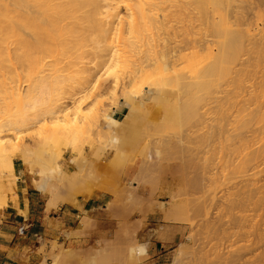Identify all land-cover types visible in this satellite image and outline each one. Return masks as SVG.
I'll list each match as a JSON object with an SVG mask.
<instances>
[{
    "label": "bare ground",
    "instance_id": "1",
    "mask_svg": "<svg viewBox=\"0 0 264 264\" xmlns=\"http://www.w3.org/2000/svg\"><path fill=\"white\" fill-rule=\"evenodd\" d=\"M226 1L228 3L230 0H218L214 5L215 11H221L217 22L212 19L210 23L201 24V5L212 3L213 0H0V207L5 206V186L10 185L11 179H17L12 173L13 158H17L29 175L33 176L31 181L34 188L46 189V182L48 180L50 183L51 177L58 180L56 186L60 187L61 179L65 177L60 178L65 173L62 168L64 153L68 152L66 162L73 164L75 158H78L77 154L82 155L84 151L83 142L78 148L76 145L87 137L91 127L101 128L104 135L119 127L120 130L116 128L119 133L115 130L116 137L126 126L129 131L130 128L134 129L133 124H136L140 115L136 116V112L142 111V106L138 109L140 103L135 92L144 91L147 92V98L150 96L148 101L154 100V103L165 110L159 109L166 112L170 111L171 106L172 114L176 115V112L183 116V120L189 119L192 127L202 121L204 124L206 114L210 119L202 134L196 135L189 127L182 134L190 139L194 132L192 143L195 151L202 152V155L208 154L205 158L203 156L201 168V159L198 160L201 174H207L209 181L207 189L203 186L207 192L204 193L205 201L200 202V205L207 202L206 206L213 205L222 211L215 221L202 226L206 230L200 238L203 242L205 239L208 242L212 239L218 241L215 243L216 247L209 249L216 257L211 264H261L264 259V222H258L256 218L254 221V215L249 218L242 213L245 210H254V213L264 207V11L259 9L260 5L264 7V0H259L257 6L250 0H245V9L231 14L226 7H222ZM259 23H262V27L255 28L257 31L253 32V26L259 27ZM187 49H197L202 57L195 60L181 54ZM102 68L111 70L114 92L117 86L121 89L118 104L115 102L117 106L114 104L113 107L112 103L109 104L112 109L105 112L110 106L105 108L104 105L101 108L102 101L92 96L91 108L81 112V102L88 97L92 99L90 96L97 94L94 91L100 89L101 80L100 84L97 80L101 74L98 69ZM21 83L27 86L24 92L21 90ZM103 83L104 81L102 87ZM131 85H135L133 88L136 89H131ZM170 86L174 87L175 94L169 90ZM173 95L184 100L176 106H168ZM115 96L117 98L118 95ZM65 101L70 102L71 107H64L62 103ZM143 102L144 105L147 104V101L146 104L144 100ZM203 104H207V113V108L201 109ZM120 106H124L126 111L121 118L115 119L111 112ZM103 108L106 109L104 112L101 111ZM38 116L46 120L45 124L42 121L44 137L39 138L43 139L42 143L31 146L18 144L22 128L36 123L37 118L41 121ZM164 117L167 120L171 118L168 114ZM139 120L141 121V116ZM150 122H147L148 128L152 125ZM153 122L156 125L157 121ZM141 124L143 126L144 123ZM33 125L36 127L38 124ZM201 125L199 129H205V124ZM163 126L166 127L165 124ZM170 127L167 130L174 132V127ZM127 128L121 136L127 133ZM159 129L158 126L156 130ZM181 130L182 127L179 131ZM144 131L146 129L143 130L146 134L149 132ZM98 133L101 134L100 130ZM4 135H11L12 138L5 139ZM95 135L96 133L93 134ZM98 135L96 136L99 137ZM114 135L110 138L112 141L116 139ZM128 136L130 140L137 137ZM139 139L141 137L138 136L136 140ZM188 139L185 140L189 142ZM176 140L179 142V137ZM172 142V147L175 148L174 145L177 144L173 140ZM112 143L118 146V142ZM47 145L51 148L45 151ZM177 147L178 145L176 152ZM187 148L191 153L195 152L191 151L194 148ZM188 150L184 152L187 153ZM168 152L171 153V149ZM41 153L44 154L43 158H40ZM36 155L42 159L40 164ZM198 157L194 156L195 161ZM36 163L39 165L36 166ZM74 165L78 169L80 162ZM225 171L226 175L223 173ZM72 174L74 175L73 172ZM82 176L79 177L81 180ZM81 180L79 182L82 183ZM227 180L235 182L231 181L233 183L230 182L228 191L216 201L215 190ZM77 184L79 183L72 182L74 189L79 187ZM91 192L93 191L86 190L82 195L92 196ZM202 206L200 207L204 209ZM50 207L52 200L47 199L46 208ZM233 211H239L240 214ZM249 235L250 239L247 240ZM236 241L246 243L234 248L235 250L231 249L226 257L221 251L218 252L219 246L226 242L232 246ZM205 245L200 246L201 253H198H203ZM259 247H262V251L256 260H252L254 263L244 259L255 249L259 250ZM212 254L207 251V256L203 258Z\"/></svg>",
    "mask_w": 264,
    "mask_h": 264
},
{
    "label": "rangeland",
    "instance_id": "2",
    "mask_svg": "<svg viewBox=\"0 0 264 264\" xmlns=\"http://www.w3.org/2000/svg\"><path fill=\"white\" fill-rule=\"evenodd\" d=\"M222 1H225V0H222ZM243 1H245V0H230L228 3L226 1L222 4V7H224V8L226 7V10L229 11L228 13H230V14H231V12H235L237 10L242 11L243 9H245V3ZM250 1L253 2L255 4V6H257L259 3V0H250ZM217 2H218V0H213L212 3L206 4V5H201L202 15L199 18L201 24L210 23L212 21V19H214L215 22L218 21L219 14L221 11H215V9H214V5L217 4ZM259 9H260V11L261 10L264 11V7L262 5L259 6ZM258 25H259V27L253 26V32L254 31L256 32L257 29L262 27V23H259ZM222 27H225V25H223ZM255 28H257V29H255ZM181 54L188 55L192 59H195V60L200 59L202 57L201 53L198 52L197 49H187V50L181 52ZM98 71L101 74V76L99 78H98V76H99ZM98 71L96 73V77L98 78L97 82H98V84H100V82H101V84L99 85L100 89L95 90L94 93H97L99 95L93 94L90 96L92 99H90L89 97H88L89 99L88 98L84 99L81 102L82 105L81 104L79 105L81 112H85L89 108H91V106L93 104V97L92 96H95L94 98L99 99L100 102L102 101V104H101L102 106L100 105L101 108L105 107V106H106L105 108H108L111 105V103H112V107H113L115 102H116V104H118V97L120 96L119 94H120L121 89L119 86H117L116 87L117 90H116V92H114L115 89H113V88H115V86H113L111 84V82H112V76H110V75H112V73L110 72L111 70H109V69L104 70V68H102V69H98ZM103 73H105V74H103ZM103 81H104V83H103V87H102L101 85H102ZM23 85L21 83V90L23 89L22 92H24L26 89L25 87H27L26 85H24V86ZM106 85H108L109 87L107 86L108 87L107 88ZM134 86L135 85H133V86L131 85V89L135 90L136 88H133ZM104 87H106L107 89ZM118 87H119V89H118ZM103 88H104V90H103ZM169 88H171V89H169L171 91V93L173 92V94H175L174 87L172 88L170 86ZM138 92H139V90H138ZM138 92H135V93H137L136 99L140 103V105L138 106V109H140V107L142 106L141 107L142 111L139 113L140 110H137L138 112H136V113H138V114H136V113L135 114H136V116H138L140 114L139 117L141 116L142 122L139 120V117H138V120H136L137 117H135V115H134V119L137 122L140 121V123L138 124L136 122V124H133L134 123L133 122L131 124H133L135 127L139 126V128L137 129V127H136L137 130L135 129V127H134V129L132 128L134 130V132H132V129L130 128V131H129V128H127L128 126H126V128L128 129L127 130L128 134L124 133L123 134L124 138H123V135L121 136V134L123 131L126 130V128H124L125 130H123V128H122L121 134L120 135L118 134L119 136L116 137L115 135H117V133L115 134V132L117 131L119 133L120 131H118V130L121 129L119 127H115L113 132H108V133L105 132L107 135L106 134L104 135V132H103L104 130H102L101 128H98L100 130V133H101V134H99L98 133L99 130L97 128L91 127V130L89 131V134L91 136L88 134L86 137L87 139L84 138L85 141L79 140L81 142L80 143L78 142V144H77L78 139L75 140L76 141L75 143L77 144L76 145L77 148L80 147L82 142H83L82 145L84 147V151L82 152V155L77 154L78 156H76V157H78V158L77 159L75 158V162H74V163L80 162V166H77L79 168L77 169L76 166L74 165V163L68 164L66 162V159L68 157V152H65L64 153L65 160L63 161L64 163L62 164V168L64 169L65 173H68V174L64 173L60 177V178H62L65 175V177L61 179L63 181V184L61 181L60 184L58 183L60 185V187H57L58 186L57 185L58 180L55 177H53V178L51 177V178H49V180L51 179L50 183L48 182V180H47L48 183L46 182V189L40 190L41 193L45 197H47V199L52 200V206L53 207H55L59 203L75 204L78 198L86 199V198L99 196V197H102V199H103V206L102 207L97 208V209L94 208L92 210H89L87 213L83 212L81 214V216H79L76 219L75 224H73V227H77V229L68 233V235H67L68 237H73L74 238L73 240H71V239L61 240V241L52 240V241L48 242L49 247H48L47 254L50 257L51 264H211V262L216 258L215 254L214 253L212 254L209 249L211 247H216L217 244L215 245V243H217L218 241L216 242V241H214V239H212V241L210 240L208 242V240L205 239L204 240L205 242H203V240L200 238L203 236V232L206 231L205 227H204V229H202L203 224L205 225V223H207L209 221H215V219H217L220 212H222V211H220V209H217V207L215 208L213 205L210 207L206 206L207 202L203 203V204H205L204 206H202L203 205L202 203L200 205V202H203V200L205 201V196H206L205 191L206 190H204V189L205 188L207 189V187H208L207 185H209V181H208V175L207 174H205V173L201 174L202 170L199 169L200 163L198 160L201 159V161H200L201 162L200 168H201L203 156L205 158L206 156H208V154L206 153L207 154L206 155L205 153H203V155H202L201 154L202 152L198 153L197 151H195L196 149L193 147L194 143H192V137L196 133H197L196 135H199L200 133L202 134L203 131L206 130V123H208L210 121V119H209L208 115L206 114L204 116V119L207 118V120L205 119V121H204L205 125L203 124V121L200 122V124H195V125H197L196 126L197 130H196L195 125L193 127L190 126V125H192V122L188 121L189 119L183 120V116H181V114L178 115L176 112H175V114L177 116L172 114L173 112L171 111L172 110L171 106H170L171 113H170V111L169 112L162 111L165 109H163V107L161 105H158L156 102L154 103V100H152L153 102L148 101L150 96H149V98H147V92H144V91H142V92L140 91L139 93ZM176 92L179 93L178 91H176ZM115 94L118 95L117 98H116ZM112 95L115 98V100H113L114 98L112 97ZM96 96H98V98H96ZM176 98L177 97L176 96L174 97V95H173V98H171L169 100L170 102H168V106L169 105L176 106L177 104H179V102H182L184 100V99L181 100V98H179V99L178 98L176 99ZM111 99H112V102H111ZM88 100H90V101H88ZM143 100L145 101V104L147 101L146 105L143 104L144 103ZM63 103H62V105L64 107L65 106L71 107L70 102L65 101V103L64 104ZM151 103L153 105H151ZM116 104H115V106H117ZM154 104H155V106H154ZM145 106H147L148 109L145 108ZM150 106H152V107L150 108ZM203 106L201 108L202 110L207 108V104L206 105L203 104ZM110 107L108 108L109 110L108 109L106 110L105 108H103V109H101V111L103 110V112H104L106 110L105 112H110L112 109V107L111 108ZM159 108L162 110H160ZM125 109L126 108H124L123 113L126 111ZM146 109L149 110L148 113L146 112ZM208 110H209L208 108L205 109V112L207 113ZM143 111H144V114H142ZM165 112L168 114V117H171L172 119L168 118V120H169L168 121L167 118L164 117L165 115H167V114H165ZM163 113H164V116H163ZM121 116H120V118H121ZM153 116H155V117H153ZM159 116L161 118L160 120H159ZM38 117L41 119V121H39L38 118L35 121L38 124V125H36L37 128L35 127V125H33L36 123L29 124L27 126H24L26 128H22V130H21L22 135H19L20 137L18 138L20 140V142L17 139L18 144H21L22 146H25V145L31 146L34 143L36 145H38L39 143H42L43 139L39 140V138L44 137L45 132L43 131V133H42V130H44V124H45L46 120H43V118H41L42 116H38ZM142 118L145 121L142 120ZM187 118H189V117H187ZM151 119H152V122H150ZM172 120L173 121L175 120L174 121L175 123H172ZM42 121L43 122L45 121L44 124ZM153 121H155V122L157 121L156 125ZM147 122L152 123V125L148 124L151 127H149V128L147 127ZM170 122H171V125H169ZM141 123H144L145 125L143 124V126H142ZM181 123H183V124H181ZM153 124L155 125V127H153L154 126ZM163 124H165L166 127L165 126L162 127ZM172 124H174V125L176 124L175 127ZM188 124H189V126H188ZM201 124L205 126V129H202V130L199 129ZM30 125H33V126H30ZM42 125H43V128H42ZM167 125H168V127H167ZM202 125H201V127H202ZM158 126L160 129L156 130L158 128ZM170 126H172V129L174 127V129H173L174 132L171 129L167 130V128H171ZM177 126L180 128H178ZM40 127L42 129H40ZM181 127H182V130L179 131L181 129ZM188 127L190 129L192 128L191 130L195 132V134L193 132L194 135L192 134L190 139L185 138L186 136H184L182 134L185 132V129ZM116 128L118 130H116ZM140 128H142L143 130L146 129V131H144V132H148V131L149 132L147 134L143 133V130L142 129L140 130ZM165 128H166V130H165ZM92 129L97 130L98 132H92V131H94ZM153 129L155 130V132H157V131H159V132L155 133ZM176 130L178 133L177 132L175 133ZM94 133H96V135L99 134L98 135L99 137H97L96 135L93 136ZM173 133L178 135L179 142L176 140L178 137L175 136ZM100 135L102 137L103 136L104 137L102 138ZM113 135L116 138V139H113V141L116 143L118 142L117 143L118 146L116 144L112 143L113 141L110 139L113 137ZM128 135H130V136L132 135L133 137L137 135V137H135V138L138 140V136H139V137H141L142 140L139 139V141H137L135 138H131V140H130ZM125 136H127V138H128V139H126L127 142H125L126 141ZM142 136H143V138H142ZM180 136H181V138H180ZM88 137L90 139H88ZM4 138L5 139H11L12 136L11 135H4ZM108 138L110 141L108 140ZM97 139H99V140H97ZM121 139H122V141H121ZM185 139L186 140L188 139V141L190 143L187 142ZM100 140H101V142H100ZM106 140L108 142H106ZM172 140L178 145L177 148H178L179 152L178 151L177 152L180 156L178 154H177L178 156L176 155V153H177L176 152V146L177 145H174L175 148L172 147V143H173ZM133 141L135 144H133ZM167 141L169 143L171 142V144H170L171 147ZM183 141H184V143L185 142L189 143L188 146H190V149L194 148V150H191V151H195V152H193L195 154L197 153L196 154L197 156L194 154L195 158L198 157L199 154H200L199 156H201L202 158L198 157L199 159H196V161H195L193 153H191L187 148L188 146H186L187 143H185V145H182ZM94 142H96V143L94 144ZM110 142H111V144H110ZM119 142L121 143L120 145H119ZM123 142L125 144H123ZM166 143H167V146H166ZM126 144H127V146H126ZM123 145H125V147ZM136 145H138V147ZM49 146H51V144ZM112 146L114 147V149L112 148ZM134 146L137 148V150H135L136 148ZM168 146H169V148H168ZM100 147H102V148H100ZM128 147H130V148H128ZM191 147H193V148H191ZM47 148H48V145H47ZM47 148H45V151L49 150L51 147L48 149ZM179 148H181V149H179ZM169 149H171V153L168 152ZM186 149L192 154L191 155L192 159L190 158L191 156H190L189 152H187V153L184 152V151H186ZM94 152H95V154H94ZM174 152H176V153H174ZM173 153L175 155H173ZM41 154L42 155L40 156V158H43L44 154L43 153H41ZM185 154H186V156L189 155V157H186ZM38 155H36L37 160L39 158ZM84 157H85V159H84ZM36 158H35V161H36ZM40 158H39L40 161L38 160L39 164H40V162H42V159H40ZM185 158H187L188 160ZM12 161H13L12 173L14 176L17 177V179H15V180L11 179L10 185L7 187L5 186L4 189L7 190V192H5V190H3V194H5V199L11 198L14 195L15 188H19V186H25V187L27 186L30 188H34V186L32 185V181H31L33 176L29 175L27 170L24 168V166L21 164V162L17 158H13ZM38 161H37V163H38ZM37 163H36V166L39 165ZM197 166H198V168H197ZM261 167H263V166H261ZM79 169H80L81 173H80ZM72 172L74 173V175L72 174ZM226 172L227 171L223 172L224 175H226ZM79 175L80 176L83 175L82 180L84 181V178H85L84 182L79 178L80 177ZM85 175H86V177H85ZM200 175L203 176L204 178L201 177ZM69 176H70V179L69 178L67 179V177H69ZM77 176H79V177H77ZM200 177L202 178L203 181L201 180ZM78 178H79V180L82 181V183L79 182ZM71 180H72L73 184H75L76 182L79 183V184H77V185H79V187L74 189V187L72 186ZM231 181H233V180H230V181L227 180V181H225L224 185H220L219 187H217V189L215 190V192H216L215 196L217 195L216 199H215L216 201L218 198H221L220 196H222L223 193L228 191V188L231 185L230 184ZM197 182H198V184H196ZM233 182H235V181H233ZM233 182H231V183H233ZM47 184H48V186H47ZM67 184H68V186H67ZM204 185H205V188H203ZM86 190H92L93 192L90 193V194H92V196L89 195V196L85 197L84 194L82 195V192H84ZM9 191H11V192H9ZM12 191H13V193H12ZM184 191H185V193H184ZM200 198H202V199H200ZM191 199H192V202H191ZM189 200H190V203H189ZM197 200H199V203ZM186 201H187V204L185 203ZM218 201H219V199H218ZM195 202L198 203L199 207L200 206L204 207V209H202L201 207H200L201 208L200 209ZM191 206L193 208H191ZM202 210H203V212H202ZM204 210L206 212H204ZM259 210H255V212H254L255 214L252 213L254 210L252 212H251V210L250 211L245 210L246 212L243 211L244 213H242V214L249 216V218L251 215H252V217L254 215L253 219L256 218V220L258 222L259 221L264 222V219L261 220V218L264 216V207L262 209H259ZM239 211H237V212L233 211V212H235V214H238V213L240 214L241 211L240 212ZM256 212H257V214H256ZM198 213H199V215H198ZM203 213H205V214H203ZM226 214H228V213H226ZM160 217H161L162 221L159 220ZM174 218H175V220H173ZM226 218H228V217H224V219H226ZM181 219H183V220H181ZM206 219H208V221ZM151 221H153L154 223H158V224L166 223L168 225L179 226L180 230H181V235H180L179 240L175 244L170 243L171 246L164 249L162 256H160L158 259H152L145 252H143V253H131L130 254L129 250L136 248L138 245L142 244V245L147 246V241H148L147 237L148 236L146 234H149L151 232V227H150ZM254 221H255V219H254ZM166 228H168V227H166V226L164 227L166 234L170 235L171 234L170 230L169 229L166 230ZM244 232L246 233V231H244ZM164 236L165 235H163V234H159L158 238H159V243H162L165 246L166 244L169 243V241L164 239L165 238ZM249 237H250V235L247 237V240L250 239ZM236 242H234L235 244L234 243L231 244L232 246H229L228 242H226L227 244L225 243V245L223 244L221 246H219L220 245V243H219L218 252L221 251L220 253H222L223 255L225 254L224 257H226L228 255V253L231 252V249L232 250L234 248L236 249L238 246L240 247L243 243L244 244L246 243L243 241H239L237 243ZM204 244H206L205 245L206 248H205V250H203V253L206 251L205 252V255H206V253L208 251L209 254H212L208 258L206 257V259L203 258V256L205 257V255L203 253L200 254L201 252L199 251V248L204 247L203 246ZM200 246H202V247H200ZM68 248H71V249H68ZM41 250H42V247H39L38 251H41ZM257 250L255 249L254 252L252 251L253 253L251 252L250 254L246 255L244 257V259L247 258L246 261H248V262L249 261L253 262L254 259L256 260L257 255L262 251V247H259V250L258 251ZM198 252H200V253H198ZM248 258H250V259H248ZM42 264H45V263L42 262ZM261 264H264V259H263V262Z\"/></svg>",
    "mask_w": 264,
    "mask_h": 264
},
{
    "label": "crops",
    "instance_id": "3",
    "mask_svg": "<svg viewBox=\"0 0 264 264\" xmlns=\"http://www.w3.org/2000/svg\"><path fill=\"white\" fill-rule=\"evenodd\" d=\"M124 111L120 106L111 112L119 119ZM47 197L40 190L25 186L15 188L12 198H7L5 206L0 207V264H51L48 256V242L52 240H73L68 233L77 229L73 227L76 219L83 212L103 206L102 197L78 198L75 204L59 203L46 208ZM162 221L161 217L159 218ZM171 234L165 232L164 227ZM151 232L146 234V254L152 259L162 256L164 249L175 244L181 235L180 227L166 223H150ZM165 235L168 244L159 243L158 235ZM42 247L41 251H38ZM71 249V248H68ZM71 262V261H70Z\"/></svg>",
    "mask_w": 264,
    "mask_h": 264
},
{
    "label": "clouds",
    "instance_id": "4",
    "mask_svg": "<svg viewBox=\"0 0 264 264\" xmlns=\"http://www.w3.org/2000/svg\"><path fill=\"white\" fill-rule=\"evenodd\" d=\"M130 254L131 253H143L146 252V246L145 245H138L136 248L134 249H130Z\"/></svg>",
    "mask_w": 264,
    "mask_h": 264
}]
</instances>
